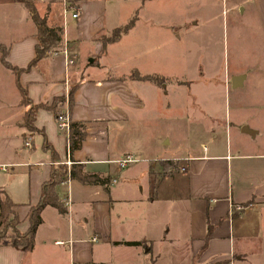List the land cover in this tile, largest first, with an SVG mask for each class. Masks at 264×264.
I'll list each match as a JSON object with an SVG mask.
<instances>
[{"label": "crops", "instance_id": "obj_1", "mask_svg": "<svg viewBox=\"0 0 264 264\" xmlns=\"http://www.w3.org/2000/svg\"><path fill=\"white\" fill-rule=\"evenodd\" d=\"M32 2L63 26V46L17 79L0 59V197L14 203L25 232L53 164L69 159L110 182H62L66 212L44 207L33 249L4 241L0 264H264V0H77L76 18L63 0ZM36 31L22 0H0V47L12 66L34 59ZM213 31L230 52L220 97L207 89L211 60L174 53L205 45ZM19 88L32 105L64 97L69 121L86 122L76 151L52 110L39 109L34 129L25 128ZM184 142V156L166 155ZM127 155L135 161L120 166ZM166 180L171 220L158 200L169 198L157 192Z\"/></svg>", "mask_w": 264, "mask_h": 264}, {"label": "trees", "instance_id": "obj_2", "mask_svg": "<svg viewBox=\"0 0 264 264\" xmlns=\"http://www.w3.org/2000/svg\"><path fill=\"white\" fill-rule=\"evenodd\" d=\"M25 5L28 7V10L31 14V18L37 27L36 36L37 43L35 45V56L34 59L28 64L26 69H19L15 66H12L6 59L7 49L5 47H0V59L4 67L15 74L17 79L18 73L27 70L30 66L36 64L40 61L43 56L50 52H56L58 49L62 48L63 42V26L59 23L48 24L46 15H40L36 12L32 0H22ZM119 33H114V35L109 40L117 39ZM106 41V39H104ZM108 40V39H107ZM138 77V75L136 74ZM152 77V76H151ZM151 77H141L140 78H150ZM157 79V78H156ZM17 87H19L17 82ZM21 89L22 93V102L25 105L29 106V109L24 115V126L30 131L34 129V117L36 112L39 109H49L52 110L57 121L58 117L63 114L61 110V105H64V97H56L52 100L51 104H30L28 100L25 89ZM75 87H72L67 96V108L68 112L71 113L74 103H73V93ZM69 145L68 149L70 154L79 148L82 141L86 137V122L83 121H74L69 124ZM54 155V154H53ZM55 160V158H54ZM56 161V160H55ZM162 165L171 164L173 167H177V161L163 160ZM178 168V167H177ZM68 179H75L80 181L83 184L93 185L100 184L104 188H107L110 182L109 177L102 176L98 173H90L85 170L83 164L72 162L71 165L62 163H55L52 166L50 176L46 182L42 184L39 201L30 208L28 215L29 219V228L25 232L19 230L18 223L20 222L18 213L14 212L13 207L14 203L7 196L0 197V245L4 241L9 243L12 246H21L24 250L30 251L34 247V235L37 230V226L41 223V213L44 207L52 206L61 214L65 213V207L62 204L59 195H57V186L62 184V182ZM2 189H0V194ZM127 244L138 245V242H126Z\"/></svg>", "mask_w": 264, "mask_h": 264}, {"label": "rangeland", "instance_id": "obj_3", "mask_svg": "<svg viewBox=\"0 0 264 264\" xmlns=\"http://www.w3.org/2000/svg\"><path fill=\"white\" fill-rule=\"evenodd\" d=\"M203 35V34H201ZM200 34L197 37L201 36ZM208 37V42L203 45L202 42L200 41H196V43L191 46L190 48H187L186 50L184 49L182 52L180 51H176L175 50V60H180L183 57L186 59L188 58V60H193V59H197V58H202L207 60V62L209 60L212 61V71L210 70L209 74L210 76H208L209 80L206 81L207 82V89L209 90H214L217 92V94L220 97V92L223 90V88L221 87V83L220 80L222 78L223 75V70H222V65L224 64V62L227 60L228 57H230V52H229V46L228 43L226 42L227 38L225 40H223L224 34L221 31L218 32H211L209 34H205ZM219 37H220V41H219ZM177 49V48H175ZM183 54V56H182ZM190 58V59H189ZM187 60V59H186ZM206 78V77H205ZM223 86V85H222ZM185 101V99H184ZM183 101V102H184ZM191 101V100H190ZM191 103H193L191 101ZM233 124H231L232 127ZM228 127V136L230 135V141L228 140V142L234 146L233 144V128ZM180 128H182V126H180ZM186 132L184 131V133H180L181 136H184V138H186ZM183 137H180V139L182 140ZM185 141V140H184ZM197 143V142H195ZM180 145L179 149L177 148L178 145L177 143H172L169 145V147H167V151H166V155L172 154L173 152H180V154H182L184 156V154L187 153L188 151V145L191 144V142H184V143H178ZM184 184V183H183ZM167 185V180L164 181L163 183H161V185H159V188L157 189V192L159 193V195H162V192H164L166 194V192L164 190L165 186ZM183 187L185 185H182ZM182 187V188H183ZM175 187H173L174 189ZM172 189V190H173ZM181 191H184V188L181 189ZM171 192V191H170ZM173 192V191H172ZM172 192L170 194H166L167 197V201H162L163 197H159L158 200L162 203V205L165 207V209H168V214H169V218L171 220L172 217V212L170 211V206H171V198L172 197ZM175 193V192H173ZM166 204V206L164 205ZM158 205L155 204V206L153 207L155 209V207H157ZM164 210V209H163Z\"/></svg>", "mask_w": 264, "mask_h": 264}, {"label": "built area", "instance_id": "obj_4", "mask_svg": "<svg viewBox=\"0 0 264 264\" xmlns=\"http://www.w3.org/2000/svg\"><path fill=\"white\" fill-rule=\"evenodd\" d=\"M64 1V6H65V10L66 11H70L72 13V18H76L79 15V10L77 9V0H63ZM63 53L65 54V56H67V50L66 48L63 49ZM67 64H72L73 60L67 56V60H66ZM69 118H67V116L65 114H61L58 119H57V126L59 131H64V132H68L69 131ZM135 159L133 156L127 155L125 157H123V159L117 161V163H119L120 166L129 164L134 162ZM66 164L71 165L72 161L67 159L65 161ZM2 169H7L6 166H2ZM93 241H96L97 238L96 236L92 238Z\"/></svg>", "mask_w": 264, "mask_h": 264}, {"label": "water", "instance_id": "obj_5", "mask_svg": "<svg viewBox=\"0 0 264 264\" xmlns=\"http://www.w3.org/2000/svg\"><path fill=\"white\" fill-rule=\"evenodd\" d=\"M240 79H241V77H239V76L232 77L231 78L232 86L233 87L239 86L240 85Z\"/></svg>", "mask_w": 264, "mask_h": 264}]
</instances>
